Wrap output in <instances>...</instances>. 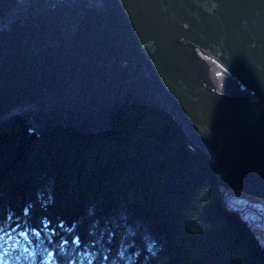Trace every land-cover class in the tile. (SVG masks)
<instances>
[{
	"label": "water",
	"instance_id": "water-1",
	"mask_svg": "<svg viewBox=\"0 0 264 264\" xmlns=\"http://www.w3.org/2000/svg\"><path fill=\"white\" fill-rule=\"evenodd\" d=\"M152 105L222 197L264 199V0H0V131L106 127Z\"/></svg>",
	"mask_w": 264,
	"mask_h": 264
},
{
	"label": "trees",
	"instance_id": "trees-1",
	"mask_svg": "<svg viewBox=\"0 0 264 264\" xmlns=\"http://www.w3.org/2000/svg\"><path fill=\"white\" fill-rule=\"evenodd\" d=\"M0 264H264L209 157L152 105L101 129L0 131Z\"/></svg>",
	"mask_w": 264,
	"mask_h": 264
},
{
	"label": "rangeland",
	"instance_id": "rangeland-1",
	"mask_svg": "<svg viewBox=\"0 0 264 264\" xmlns=\"http://www.w3.org/2000/svg\"><path fill=\"white\" fill-rule=\"evenodd\" d=\"M223 190V189H222ZM224 205L239 212L264 242V199L229 190L223 198Z\"/></svg>",
	"mask_w": 264,
	"mask_h": 264
}]
</instances>
